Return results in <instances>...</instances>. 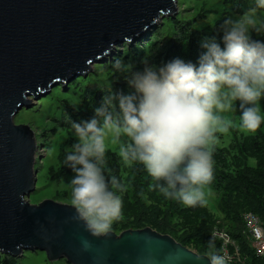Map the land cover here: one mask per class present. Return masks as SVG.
Returning a JSON list of instances; mask_svg holds the SVG:
<instances>
[{
    "label": "clouds",
    "instance_id": "obj_1",
    "mask_svg": "<svg viewBox=\"0 0 264 264\" xmlns=\"http://www.w3.org/2000/svg\"><path fill=\"white\" fill-rule=\"evenodd\" d=\"M264 0L237 19H225L221 48L216 37L201 42L198 66L174 59L158 69L144 61L142 71L122 60L113 62L133 93L112 89L102 98L94 117L71 122L77 142L64 165L70 180L72 220L82 222L93 237L112 232L122 219V201L115 190L124 185L106 177V142L118 145L125 165L144 166L154 181L149 187L166 199L195 208L206 203L205 189L213 180L215 134L226 133L232 121L223 114L239 101V127L255 132L264 121L259 101L264 96V42L251 33L264 31ZM82 250L90 244L82 240ZM209 249L215 244L210 238ZM198 258V257H197ZM210 264H227L223 255L209 252Z\"/></svg>",
    "mask_w": 264,
    "mask_h": 264
},
{
    "label": "water",
    "instance_id": "obj_2",
    "mask_svg": "<svg viewBox=\"0 0 264 264\" xmlns=\"http://www.w3.org/2000/svg\"><path fill=\"white\" fill-rule=\"evenodd\" d=\"M176 2L0 0V255L18 257L27 249L68 264H210L207 255L150 227L97 238L71 219V204H31L38 145L28 125L13 122L30 97L85 76L117 45L175 16ZM82 240L90 244L87 251Z\"/></svg>",
    "mask_w": 264,
    "mask_h": 264
},
{
    "label": "trees",
    "instance_id": "obj_3",
    "mask_svg": "<svg viewBox=\"0 0 264 264\" xmlns=\"http://www.w3.org/2000/svg\"><path fill=\"white\" fill-rule=\"evenodd\" d=\"M229 1H231V6L238 7L237 2L246 0ZM171 22L175 31L166 44L160 41L156 31L144 34L135 46L128 48L129 51L126 56H123L122 61L133 64L134 70L137 71L143 70L145 60L157 69L177 58L198 66L199 56L204 51L201 42L205 38L215 36L221 48L224 47L223 32L220 31L218 24L208 29H197L187 23H179L176 18H171ZM151 36L153 37L148 45H145V41ZM251 39L264 42V31L259 34L252 32ZM116 55L118 54L104 59L110 62L108 67L111 72L109 90L103 95L92 92L91 99L96 101L94 108H91V111L80 110L70 113L68 128L73 129L71 122L81 123L93 118L95 109L100 107L102 98L111 89L124 94L134 92L121 74L113 68V62L117 60ZM63 124L65 125L66 122L64 121ZM263 128L264 121L258 131L252 132L249 138L240 144L235 166L219 164L221 169H213V180L209 185L219 193L217 208L224 219L218 222L213 220V215L204 207L197 205L195 208H190L180 201L166 199L158 190L150 189L149 186L154 181L143 165L134 163L123 171L118 155L106 151L104 174L106 177L115 176L124 185V191L114 189L122 201V219L117 222L121 225L132 223L134 228L142 227L145 222H148L153 229L169 234L181 245L187 248L194 247L197 254H200L202 249L207 251L210 232L215 226L227 227L225 230L239 246L240 257L245 264H247L245 261L247 257L250 258L249 264H264V260L258 258L248 246V240L243 234L242 219L245 213H253L264 221V131L261 130ZM248 157L254 158L255 165L250 166L246 163ZM65 169L66 167H62L59 171L60 176L65 175ZM213 252L218 254V243L216 242ZM15 258L0 255V264H15Z\"/></svg>",
    "mask_w": 264,
    "mask_h": 264
},
{
    "label": "rangeland",
    "instance_id": "obj_4",
    "mask_svg": "<svg viewBox=\"0 0 264 264\" xmlns=\"http://www.w3.org/2000/svg\"><path fill=\"white\" fill-rule=\"evenodd\" d=\"M228 1L177 0L176 15L163 18L150 31H147L146 34L156 31L155 33H158L160 41L166 44L172 38L173 31H175L171 18H176L179 23H187L197 29H208L216 24L220 26L229 17L237 19L241 14L255 6V0L237 2L238 7L231 6V1ZM259 14L261 17H264V10H259ZM152 37H149V40L145 41V45H148ZM140 39L132 43L118 45L112 56L118 54L116 55L117 60H122L123 56H126L127 51H129L128 48L135 46V43L139 42ZM108 61L107 59L95 63L91 67V72L85 76H78L63 86L60 84L55 85L45 95H40L36 99L30 97L31 104L28 107H22L14 116L13 122L15 124L28 125L33 131L38 145L37 154L40 155L36 157L34 190L27 197L31 204H38L44 199H52L60 203L70 204V180L73 178L74 173L69 167L64 165V162L66 154L71 152L72 145L77 142V138L74 130L68 128L67 122H69L70 113L80 110L91 111V108H94L96 101L91 99L92 92H98L100 95H103L109 90L111 72L108 70L110 63ZM259 107L261 115L264 116V96L259 101ZM223 115L232 121V126L226 133L217 132L215 134L212 154L213 169H221L219 168V164L235 166L238 147L252 134V132L245 131L239 127V101L235 102L231 111L225 112ZM64 121L66 122V126L63 124ZM258 130L259 128L256 131ZM261 130L264 131V128ZM106 145V151L116 153L119 157L121 170L126 171L130 166L125 165L120 158L118 145H113L110 142H106ZM246 163L253 166L255 165V160L252 157H248ZM62 167H66V173L60 176L59 171ZM205 191L207 203L203 207L213 215L214 221H223V215L217 208L219 193L210 185L207 186ZM133 226L134 224L132 223L121 225L118 222H114L112 231L119 233L126 229H135ZM143 227L153 229L148 222H145L139 228ZM224 228L226 229L227 227ZM243 234L246 236L248 246L250 247L247 234L244 231ZM213 242L215 244L214 240ZM189 247L195 251L194 247ZM213 249H209V247L207 251L202 249L200 255L208 256L209 252H213ZM15 259V264H68L64 259L50 262L46 259L45 253L39 250H23L21 255ZM249 260V257L245 258L247 264H249Z\"/></svg>",
    "mask_w": 264,
    "mask_h": 264
},
{
    "label": "built area",
    "instance_id": "obj_5",
    "mask_svg": "<svg viewBox=\"0 0 264 264\" xmlns=\"http://www.w3.org/2000/svg\"><path fill=\"white\" fill-rule=\"evenodd\" d=\"M242 219L250 247L258 258L264 260V221L253 213H245ZM210 238L218 243V254L226 257L227 264H245L240 257L239 246L225 228L214 227Z\"/></svg>",
    "mask_w": 264,
    "mask_h": 264
},
{
    "label": "bare ground",
    "instance_id": "obj_6",
    "mask_svg": "<svg viewBox=\"0 0 264 264\" xmlns=\"http://www.w3.org/2000/svg\"><path fill=\"white\" fill-rule=\"evenodd\" d=\"M188 249H190V248H188ZM191 250V249H190ZM193 251V250H192ZM195 252V251H194Z\"/></svg>",
    "mask_w": 264,
    "mask_h": 264
}]
</instances>
